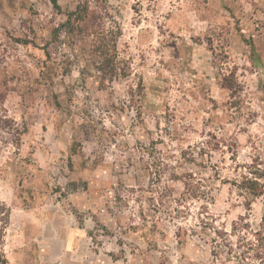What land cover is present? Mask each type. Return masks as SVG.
<instances>
[{
	"label": "rangeland",
	"instance_id": "1",
	"mask_svg": "<svg viewBox=\"0 0 264 264\" xmlns=\"http://www.w3.org/2000/svg\"><path fill=\"white\" fill-rule=\"evenodd\" d=\"M58 3L0 0V264H264V0Z\"/></svg>",
	"mask_w": 264,
	"mask_h": 264
},
{
	"label": "trees",
	"instance_id": "2",
	"mask_svg": "<svg viewBox=\"0 0 264 264\" xmlns=\"http://www.w3.org/2000/svg\"><path fill=\"white\" fill-rule=\"evenodd\" d=\"M53 5L58 10L60 9V5L58 0H52ZM89 17V8L87 6L79 5L75 11H71L66 13V20L60 25V28L55 29V32L59 31V29L66 28L67 30L74 31L76 27L80 23H85ZM79 27V26H78ZM115 76V73H113ZM242 191H244L247 195L257 198L264 197V182L261 181L259 176L254 178L249 176H243V179L239 183H235ZM5 214V210L0 207V216ZM2 221V219H1ZM263 227H264V216H263ZM2 231L0 230V237ZM2 254H0V263L3 261Z\"/></svg>",
	"mask_w": 264,
	"mask_h": 264
}]
</instances>
